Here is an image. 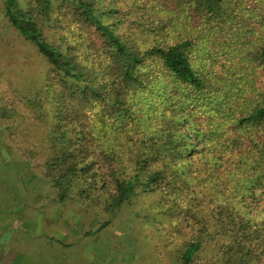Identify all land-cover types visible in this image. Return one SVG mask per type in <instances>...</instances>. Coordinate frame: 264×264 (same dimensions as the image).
I'll return each instance as SVG.
<instances>
[{"label": "trees", "instance_id": "16d2710c", "mask_svg": "<svg viewBox=\"0 0 264 264\" xmlns=\"http://www.w3.org/2000/svg\"><path fill=\"white\" fill-rule=\"evenodd\" d=\"M2 1L48 68L0 97V141L58 202L131 208L169 264H264V0Z\"/></svg>", "mask_w": 264, "mask_h": 264}, {"label": "rangeland", "instance_id": "374dc122", "mask_svg": "<svg viewBox=\"0 0 264 264\" xmlns=\"http://www.w3.org/2000/svg\"><path fill=\"white\" fill-rule=\"evenodd\" d=\"M2 4L3 1L0 0V97L6 96L11 100L23 95L33 96L44 85L47 63L32 44L25 41L8 25L2 12ZM0 129L2 130L1 125ZM6 135L8 134L6 133ZM16 135L20 145L8 148L0 141L1 147L11 158L17 151L23 157L22 163L32 168L31 171L35 175L33 179L39 177L40 180L48 184L51 188L49 197H54L58 202L56 191L44 178L43 171L39 167L43 160L40 157L32 159L25 153L27 144L23 142L21 129ZM38 137L37 134H31L28 137L33 143L31 146H37ZM5 142L10 143L7 140ZM26 188V185H22L18 189V193L26 195L28 193ZM55 209L53 206L50 207V213ZM131 211L130 208L123 215H112V219L115 218L114 225L117 229L112 226L98 229L101 217L96 212L94 213V210L82 209L78 203H65L63 209L59 208V212H54L57 216L62 215L60 225L54 230L63 235L64 228L69 226L71 221L72 235L68 238L57 236V239L62 240V244H52L49 253L39 254L40 264L172 263L174 248L156 246L152 239L150 222L145 221L141 217L142 215H136ZM120 216L123 217L122 220ZM57 219L59 218L57 217Z\"/></svg>", "mask_w": 264, "mask_h": 264}, {"label": "crops", "instance_id": "0c3cea01", "mask_svg": "<svg viewBox=\"0 0 264 264\" xmlns=\"http://www.w3.org/2000/svg\"><path fill=\"white\" fill-rule=\"evenodd\" d=\"M22 158L17 151L9 157L0 145V264H40L39 254L49 253L52 244H62L57 236L72 235L71 221L63 235L54 230L62 220L54 212L64 204L49 197V185L39 177L33 179L32 168ZM22 185L28 188L26 195L18 193ZM52 206L56 209L50 213Z\"/></svg>", "mask_w": 264, "mask_h": 264}]
</instances>
